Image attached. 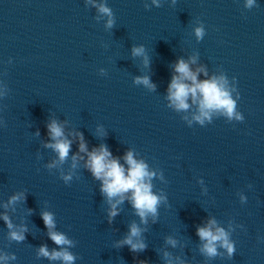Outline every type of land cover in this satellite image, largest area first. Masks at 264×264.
I'll return each instance as SVG.
<instances>
[{"label": "clouds", "instance_id": "9594fccd", "mask_svg": "<svg viewBox=\"0 0 264 264\" xmlns=\"http://www.w3.org/2000/svg\"><path fill=\"white\" fill-rule=\"evenodd\" d=\"M175 3L176 0H172V4L175 5ZM85 5L95 8L97 15L94 19L97 22L102 17H107L104 23L105 30L115 27V16L106 0H85ZM151 6L161 7L162 0H151L150 4L144 3L145 10H150ZM257 6L256 0H244V9L251 10ZM193 34L197 42L203 40L206 30L202 22H197V26L193 28ZM131 54L133 57H142L144 66H149L150 59L144 45H133ZM198 60L199 53L196 52L187 60L178 57L172 65L173 74L164 97L167 101L166 107L177 114H181V119L189 127L194 124L204 127L211 124L214 118L220 117L225 118L229 123L233 121L243 122L244 116L238 110L237 105L240 93L236 87V78L232 77L230 80L222 67L210 75L206 65H198ZM192 65L198 66L193 69ZM99 74L106 76V69H99ZM201 74L205 77L204 79L198 78ZM133 83L137 86H143L150 92H155L157 89V85L147 75L134 77ZM9 91L7 84L0 81V98L6 97ZM65 123L67 122L50 119L45 125L49 139L43 142V147L50 149L55 156L44 167L49 172L56 169L60 174V179L69 185L74 177L78 178L77 171L80 168V162L83 161V167L91 173L94 180L100 182V194L108 205L106 210L107 222L113 223L122 211L121 206L125 201L130 204L134 215L139 218V223L135 220L129 223L127 234L123 239L115 242V247L127 246L130 252L137 254L144 252L148 244L143 233L148 231L149 220L153 224L157 223L159 207L168 203L167 195L162 189L159 192L153 190L154 179L167 183L163 171L151 168L144 158H138L139 153L135 149L126 150L122 157L114 156L107 144H100L98 147L89 150L84 134L79 131L68 133V136H72L78 142V151L70 156L74 140L65 135ZM0 125L6 126L3 120H0ZM96 134L99 136L107 135L102 126L97 127ZM35 135L40 136L39 129ZM121 159L123 163H121ZM65 164H68L67 171L64 169ZM198 183L203 184V180H198ZM205 191L207 190L205 189ZM238 196L241 204L247 202V197L243 192L238 193ZM26 198L25 192L15 193L3 205L5 212L0 213V219L3 220L8 229L7 239L9 242L20 243L26 239L27 226L14 225L7 213L10 205H15L21 200L26 202ZM28 211L31 213L32 210L28 209ZM40 216L47 229L48 238L57 247L50 250L47 244H41L36 249L37 259L45 258L50 262L75 264L78 257L70 249L74 248L77 242L69 238L64 232L56 230V219L53 212L42 211ZM242 227L243 225L236 224L233 219H229L225 227L215 217H210L205 223L196 225V235L200 242L198 252L204 257V264H208L209 261L217 257L232 259L236 252V246L231 237L236 228ZM258 239L264 242V238ZM165 244L176 248L178 241L172 236H167L165 237ZM16 259L15 254L0 251V264H9V261ZM162 259L164 264H188L185 258L173 256L166 250L163 251ZM138 264H147V262L141 260L138 261Z\"/></svg>", "mask_w": 264, "mask_h": 264}]
</instances>
